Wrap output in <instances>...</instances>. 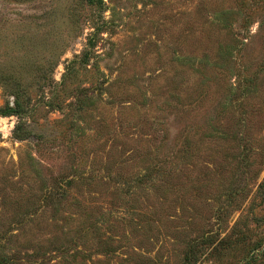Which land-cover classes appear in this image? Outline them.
I'll return each mask as SVG.
<instances>
[{
    "label": "rangeland",
    "instance_id": "374dc122",
    "mask_svg": "<svg viewBox=\"0 0 264 264\" xmlns=\"http://www.w3.org/2000/svg\"><path fill=\"white\" fill-rule=\"evenodd\" d=\"M13 93L0 264H264V0H0Z\"/></svg>",
    "mask_w": 264,
    "mask_h": 264
},
{
    "label": "trees",
    "instance_id": "16d2710c",
    "mask_svg": "<svg viewBox=\"0 0 264 264\" xmlns=\"http://www.w3.org/2000/svg\"><path fill=\"white\" fill-rule=\"evenodd\" d=\"M13 95L15 96V103H14V107H12V108H6V109H4V110H0V115L1 116H4V117H7V116H11V115H14V116H18V117H20L21 116V114H22V112H23V108L21 107V105H20V103H19V101H18V97H17V94L16 93H13ZM20 129H25V128H22V127H16L15 129H14V131H13V135L15 136V138H19V135H18V133H19V130ZM26 131H27V129H25ZM31 132L32 131H27V136H28V134H31ZM189 260H191L190 259V257L188 258ZM246 264H248V262L246 263Z\"/></svg>",
    "mask_w": 264,
    "mask_h": 264
}]
</instances>
